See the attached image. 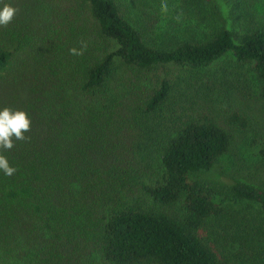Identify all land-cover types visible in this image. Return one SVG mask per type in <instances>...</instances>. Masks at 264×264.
Instances as JSON below:
<instances>
[{
    "label": "trees",
    "instance_id": "trees-1",
    "mask_svg": "<svg viewBox=\"0 0 264 264\" xmlns=\"http://www.w3.org/2000/svg\"><path fill=\"white\" fill-rule=\"evenodd\" d=\"M5 4L0 109L31 131L0 150V264H263L264 189L210 174L250 124L219 80L264 100V0Z\"/></svg>",
    "mask_w": 264,
    "mask_h": 264
},
{
    "label": "rangeland",
    "instance_id": "rangeland-1",
    "mask_svg": "<svg viewBox=\"0 0 264 264\" xmlns=\"http://www.w3.org/2000/svg\"><path fill=\"white\" fill-rule=\"evenodd\" d=\"M239 72V77H235L234 75L229 76L230 74L227 72L226 80H219L220 86H218V89L220 92L216 91V99L215 101H212L215 109L213 112L222 113L223 106L225 105H240L244 113L250 117V124L246 130L242 131L240 134L237 133L236 148H234V151L232 152L234 164L231 165V168L226 170V172L218 171L216 173L215 171H212L210 176L223 183H228L230 179L234 178L245 179V177L248 176L246 178H250V180L254 181L255 184L264 189V154L260 152L261 148L264 147V100L248 94V92L250 93L254 89L252 86L253 84L250 81V73L247 71V68H239ZM244 80L245 84L242 85ZM208 98L209 97L204 98L202 103L207 105V102L210 100ZM252 137L260 138L261 142L254 143L253 145L251 143ZM245 139L248 141L245 142ZM249 206L251 205L244 203V205L240 207L247 210ZM254 208H256L255 205ZM252 245L253 244L249 247L250 250H260L259 242H256V246L253 248ZM249 249L245 246L243 247L246 255L242 256V259L246 258L247 253H250ZM262 261L264 264V257L262 258Z\"/></svg>",
    "mask_w": 264,
    "mask_h": 264
},
{
    "label": "clouds",
    "instance_id": "clouds-1",
    "mask_svg": "<svg viewBox=\"0 0 264 264\" xmlns=\"http://www.w3.org/2000/svg\"><path fill=\"white\" fill-rule=\"evenodd\" d=\"M18 9L5 4L0 8V26L6 27L14 19ZM70 52L73 55H82V50L72 48ZM31 131V117L24 110H14L10 107L0 109V150H11L15 144L14 141H27L30 137L25 133ZM0 171L6 176H12L16 169L10 166L5 155L0 153Z\"/></svg>",
    "mask_w": 264,
    "mask_h": 264
}]
</instances>
